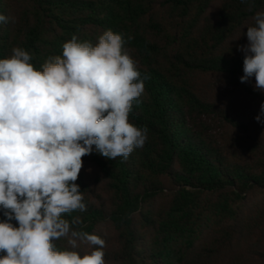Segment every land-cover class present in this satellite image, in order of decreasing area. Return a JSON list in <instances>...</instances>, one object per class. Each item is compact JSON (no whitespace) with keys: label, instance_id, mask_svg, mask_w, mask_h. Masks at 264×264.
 <instances>
[{"label":"trees","instance_id":"obj_1","mask_svg":"<svg viewBox=\"0 0 264 264\" xmlns=\"http://www.w3.org/2000/svg\"><path fill=\"white\" fill-rule=\"evenodd\" d=\"M258 12L264 0H0V59L21 47L41 70L73 35L111 29L149 77L129 114L144 146L84 156L86 211L64 214L105 240L106 264H264V92L240 82L238 50Z\"/></svg>","mask_w":264,"mask_h":264},{"label":"clouds","instance_id":"obj_2","mask_svg":"<svg viewBox=\"0 0 264 264\" xmlns=\"http://www.w3.org/2000/svg\"><path fill=\"white\" fill-rule=\"evenodd\" d=\"M9 19L0 14V23ZM253 19L248 43L238 47L240 82L254 78V89L264 92V12ZM125 45L109 29L95 44L73 35L41 70L21 47L0 59V264H106L105 240L64 214L86 211L76 183L84 156L127 159L147 140V127L135 126L129 114L149 77ZM262 118L264 103L255 119ZM62 237L70 249L53 243ZM78 242L95 247L81 255Z\"/></svg>","mask_w":264,"mask_h":264}]
</instances>
